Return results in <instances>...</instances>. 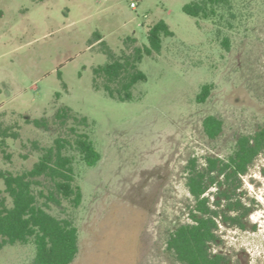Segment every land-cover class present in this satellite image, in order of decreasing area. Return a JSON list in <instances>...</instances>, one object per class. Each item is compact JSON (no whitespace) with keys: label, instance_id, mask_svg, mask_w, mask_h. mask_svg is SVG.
Instances as JSON below:
<instances>
[{"label":"rangeland","instance_id":"obj_1","mask_svg":"<svg viewBox=\"0 0 264 264\" xmlns=\"http://www.w3.org/2000/svg\"><path fill=\"white\" fill-rule=\"evenodd\" d=\"M190 1L139 0L132 8L130 0H0V123L17 132L0 144V171L30 169L57 138L73 139L72 127L80 126L57 118L61 107L88 118L80 128L101 153L88 166L70 150L83 202L51 203V212L79 228L71 264H182L167 238L194 205L188 160L226 157L240 135L264 125V0H236L238 18L221 34L213 21L183 11ZM160 20L174 34L139 62L146 79L132 87V98L111 97L103 76L96 87L107 48L122 55L149 45L148 30ZM96 34L104 43L91 45ZM204 84L211 93L199 102ZM210 114L224 122L216 139L204 131ZM35 118L45 125L28 121ZM243 182L253 207L247 226L222 224L214 250L230 264H264V154ZM35 256L33 242L0 248V264H35Z\"/></svg>","mask_w":264,"mask_h":264},{"label":"trees","instance_id":"obj_2","mask_svg":"<svg viewBox=\"0 0 264 264\" xmlns=\"http://www.w3.org/2000/svg\"><path fill=\"white\" fill-rule=\"evenodd\" d=\"M236 3V0H191L183 6V11L198 19L213 21L221 34L222 27L233 26L238 18ZM173 34L168 23L160 20L148 30L149 45L122 55L107 48L108 62L95 68L94 85L98 87V78L103 76L104 89L111 97L131 99L132 87L146 79L139 62L145 55L160 52L163 36ZM96 36L91 45L102 40L100 34ZM222 44L229 50L228 36L223 37ZM211 88V84H204L197 100L205 101ZM56 116L63 121L72 118L80 127L89 126L87 117L68 107L59 108ZM28 121L45 125L44 120L37 118ZM223 125V119L214 114L207 115L203 121L204 131L211 139L222 133ZM80 127H72V140L60 137L55 145L44 148L32 168L17 174L0 171L5 186L0 190V248L33 242L35 264H71L78 256L80 237L75 220L51 212V203L60 204L62 198L78 208L83 202V190L76 183L74 156L70 150L78 152L88 166L96 165L101 159L89 133ZM15 137L17 132L12 127L0 123V144L7 145V140ZM261 154H264V125L253 133L240 135L226 157L207 156L203 164L197 157L188 160L186 185L194 205L189 209V221L177 226L167 238V249L182 264H230L228 255L214 250L221 241L218 230L222 224L247 226L246 219L253 207L242 197L243 178ZM41 178L49 184H44Z\"/></svg>","mask_w":264,"mask_h":264},{"label":"built area","instance_id":"obj_3","mask_svg":"<svg viewBox=\"0 0 264 264\" xmlns=\"http://www.w3.org/2000/svg\"><path fill=\"white\" fill-rule=\"evenodd\" d=\"M138 1H139V0H130V5H131V7H132V8L137 7V5H138Z\"/></svg>","mask_w":264,"mask_h":264}]
</instances>
